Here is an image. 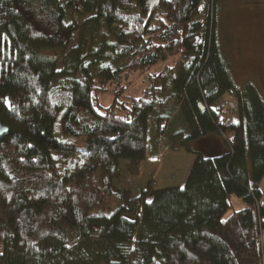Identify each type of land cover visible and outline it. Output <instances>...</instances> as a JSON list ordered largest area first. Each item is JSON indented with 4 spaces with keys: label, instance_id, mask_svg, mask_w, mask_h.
Instances as JSON below:
<instances>
[{
    "label": "trees",
    "instance_id": "trees-1",
    "mask_svg": "<svg viewBox=\"0 0 264 264\" xmlns=\"http://www.w3.org/2000/svg\"><path fill=\"white\" fill-rule=\"evenodd\" d=\"M202 1L0 0V264H261L264 99L235 85ZM78 27L107 31L99 64ZM116 66L144 76L139 96ZM210 133L222 154L189 149ZM168 150L193 155L183 185L149 180L135 206L111 189ZM232 195L245 206L223 218Z\"/></svg>",
    "mask_w": 264,
    "mask_h": 264
},
{
    "label": "rangeland",
    "instance_id": "rangeland-1",
    "mask_svg": "<svg viewBox=\"0 0 264 264\" xmlns=\"http://www.w3.org/2000/svg\"><path fill=\"white\" fill-rule=\"evenodd\" d=\"M211 1H202L203 10L208 14L211 13ZM84 18L81 17L78 24ZM87 32L90 33L91 30ZM106 32L103 27H100V39L97 38L92 43V38H90L92 33L91 35L89 33L85 34V31L78 27L73 35L72 47H80L81 57L86 56L90 65L99 64L103 58L89 56L88 53L97 48V45L101 43V37ZM215 32L220 51L229 61L235 85L241 87L248 83L264 99V0H217ZM47 52L50 55L56 54V51L52 50ZM60 61L61 58L58 59L57 70L61 69ZM172 61V58L158 61L153 65V70L157 71L163 63L170 64ZM117 67H114V69L116 70ZM116 74L120 82L126 83L125 95L129 97L139 96L141 87L147 84L142 74H130L125 80L122 78V72L119 73V77L118 70H116ZM109 100L110 93L102 96L104 104L108 103ZM219 102L226 106V120H233L232 117L236 112L233 98L226 94ZM188 147L199 152L203 157L222 154L226 148L222 137L214 133L206 135L205 138L201 137L191 141ZM187 157L183 150L177 152L165 151L160 156L159 161L139 163L137 165L139 172L137 175H133L131 179H127V175L122 172L110 187L122 191L123 199H133L138 193L137 188L146 185L149 180H153V186L158 188L171 186V184H182L186 174ZM261 185H264V176ZM262 189L264 190V188ZM229 201L230 206L224 213L223 218L234 210L245 206V202L234 195L230 197ZM135 203L134 199L130 201L133 206H135Z\"/></svg>",
    "mask_w": 264,
    "mask_h": 264
},
{
    "label": "built area",
    "instance_id": "built-area-1",
    "mask_svg": "<svg viewBox=\"0 0 264 264\" xmlns=\"http://www.w3.org/2000/svg\"><path fill=\"white\" fill-rule=\"evenodd\" d=\"M260 193L262 196H264V190L260 189ZM255 206L258 207V204L255 203ZM257 241L260 247V263L264 264V229H259Z\"/></svg>",
    "mask_w": 264,
    "mask_h": 264
},
{
    "label": "crops",
    "instance_id": "crops-1",
    "mask_svg": "<svg viewBox=\"0 0 264 264\" xmlns=\"http://www.w3.org/2000/svg\"><path fill=\"white\" fill-rule=\"evenodd\" d=\"M223 98V97H222ZM222 98H221V100H222ZM214 134H217V133H214ZM217 135H219V134H217ZM220 136V135H219ZM206 137V136H205ZM204 137V138H205ZM221 137V136H220ZM168 151H170V150H168ZM178 151H181V150H178ZM171 152H173V151H171ZM175 152V151H174ZM177 152V151H176ZM185 152V151H184ZM186 154H187V158H188V161H187V163H186V174H185V178H184V180H183V183H184V181H185V179H186V176H187V173H188V170H189V167H190V164H191V162H192V160H193V155L191 154V153H189V152H185ZM190 156H191V158H190ZM160 158V157H159ZM160 159H158V161H159ZM145 162V161H144ZM147 162V161H146ZM182 183V182H181ZM183 183L182 184H179L178 186H181V185H183ZM261 187L262 188H264V185H261Z\"/></svg>",
    "mask_w": 264,
    "mask_h": 264
},
{
    "label": "water",
    "instance_id": "water-1",
    "mask_svg": "<svg viewBox=\"0 0 264 264\" xmlns=\"http://www.w3.org/2000/svg\"><path fill=\"white\" fill-rule=\"evenodd\" d=\"M7 132V127L6 125L2 124L0 122V137L3 136Z\"/></svg>",
    "mask_w": 264,
    "mask_h": 264
}]
</instances>
